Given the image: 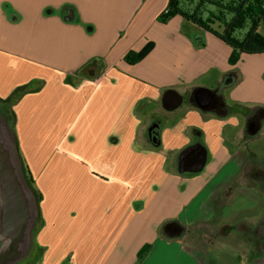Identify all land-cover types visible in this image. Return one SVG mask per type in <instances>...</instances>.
<instances>
[{"label":"crops","instance_id":"0c3cea01","mask_svg":"<svg viewBox=\"0 0 264 264\" xmlns=\"http://www.w3.org/2000/svg\"><path fill=\"white\" fill-rule=\"evenodd\" d=\"M97 1L0 0V114L20 153L0 264H146L162 243L177 264H257L264 53L232 63L218 24L160 20L170 0H117L109 22ZM232 238L249 257L216 242Z\"/></svg>","mask_w":264,"mask_h":264},{"label":"trees","instance_id":"16d2710c","mask_svg":"<svg viewBox=\"0 0 264 264\" xmlns=\"http://www.w3.org/2000/svg\"><path fill=\"white\" fill-rule=\"evenodd\" d=\"M175 15L206 31L218 24L223 29L219 38L235 51L232 63L240 54L264 53V0H170L168 10L160 20ZM148 50L130 53L125 60L139 62Z\"/></svg>","mask_w":264,"mask_h":264},{"label":"rangeland","instance_id":"374dc122","mask_svg":"<svg viewBox=\"0 0 264 264\" xmlns=\"http://www.w3.org/2000/svg\"><path fill=\"white\" fill-rule=\"evenodd\" d=\"M115 1H117V0H100L99 2L97 1L95 5L92 2H88L87 7H89V8L95 7L96 8V11L98 13L99 12H101V13L103 12V14L97 16V20L98 21L104 20L106 18L107 21L109 22L114 17L113 11H114V8H116V4H114ZM118 3L120 4V0H118ZM119 4L117 5V7L119 6ZM2 8H4V9L7 10V7L4 4L2 5ZM262 33L264 34V29H262ZM11 111L12 110H6V113H8L7 114V117H6V118H8L7 119V123L9 125V129L11 130V134L13 135L14 144H15L17 153L20 155V153L18 151L19 149H18L17 140H16V130L14 128L13 121L9 123V120L11 119L10 118ZM21 159H22V157H21ZM29 184H31L30 186L32 188H34L37 192H39L37 190L38 188L36 187V185L34 184V182H31L29 180ZM243 206H244V204H243ZM258 210H260V209H258ZM257 213H260V212L258 211ZM233 241H235V240H233ZM233 241L222 240V239L221 240H216V242L218 244H220L221 242H224L226 244V246H230L229 248H231V249L238 248L237 247L238 246V243L236 242V244L234 245L233 244ZM242 242L245 243V248L244 247H241V248L239 247L238 248V250H240V253L239 254L240 255H243L242 250H245L246 256L249 257V254H250V244H249V242L247 240H243ZM178 255H179V252H178L177 249L168 247L166 244L162 243L161 245L158 246L157 249H154L153 250V254L151 255V259H149V260H148V258L146 259V260H148L146 262V264H158V260L161 261L162 264H177L178 263V260H179ZM161 258H162V260H161ZM180 262H181L180 264H189L190 263V261H186L185 259L180 260Z\"/></svg>","mask_w":264,"mask_h":264},{"label":"water","instance_id":"95a60500","mask_svg":"<svg viewBox=\"0 0 264 264\" xmlns=\"http://www.w3.org/2000/svg\"><path fill=\"white\" fill-rule=\"evenodd\" d=\"M17 164L18 153L14 144L13 135L11 134L6 118L0 114V184L4 183L3 181H7L10 177H13L12 172L17 170ZM16 176L19 182L18 171L16 172ZM257 264H264V258L258 261Z\"/></svg>","mask_w":264,"mask_h":264},{"label":"bare ground","instance_id":"6f19581e","mask_svg":"<svg viewBox=\"0 0 264 264\" xmlns=\"http://www.w3.org/2000/svg\"><path fill=\"white\" fill-rule=\"evenodd\" d=\"M200 234H201V233H200ZM233 236H234V235H233ZM232 239H233V238H232ZM234 239H235V237H234ZM234 239H233V240H234ZM233 242H235V241H233ZM233 244H234V243H233ZM238 244H239V243H238ZM242 244H243V243H242ZM229 247H230V246H228V248H229ZM230 249H231V248H230ZM232 250H233V249H232Z\"/></svg>","mask_w":264,"mask_h":264}]
</instances>
